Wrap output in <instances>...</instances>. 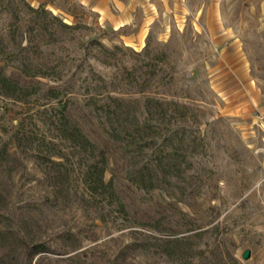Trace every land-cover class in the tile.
<instances>
[{
    "label": "rangeland",
    "instance_id": "rangeland-1",
    "mask_svg": "<svg viewBox=\"0 0 264 264\" xmlns=\"http://www.w3.org/2000/svg\"><path fill=\"white\" fill-rule=\"evenodd\" d=\"M0 71V264H264V0H15Z\"/></svg>",
    "mask_w": 264,
    "mask_h": 264
},
{
    "label": "trees",
    "instance_id": "trees-1",
    "mask_svg": "<svg viewBox=\"0 0 264 264\" xmlns=\"http://www.w3.org/2000/svg\"><path fill=\"white\" fill-rule=\"evenodd\" d=\"M21 1H23V0H21ZM14 2H15V0H0V7L2 5H4V3H7V5L13 6ZM26 6H27L28 10L35 11L32 7L28 6L27 4H26ZM52 18L56 22H58L60 27H62L64 29H68V30L75 29V27L67 25V24H64V23H62L60 20H58L55 17H52ZM18 87L19 86L15 82H13L11 79L3 76L1 74V71H0V93L1 94L6 95V96L7 95L16 96V94L18 93V91L20 89ZM108 99L110 101L114 100V99H112L110 97ZM88 101L93 102L94 99L90 98V99H88ZM117 103H119V102H117ZM117 109L120 112V107L117 108ZM60 122H61V120H60ZM60 133H61V136L63 135L62 137H64L65 139L71 140L70 135H72V134L68 133L67 130H64V128H63L62 131H60ZM75 143L77 144V147L79 148V150H81V152H83V153H88L89 152L91 155H94L95 154L94 151L98 150V148L94 144H92L88 140V138L78 128H76ZM97 158L99 159V163H102V164L105 165V161H106L105 159L106 158H105V154L103 152H100V154L97 156ZM104 168L105 167H102L98 171H96L95 178H94L93 182L97 185V188L99 187V189H101V194L104 197L103 199L110 200L111 198L116 197V194L114 192L112 180H109L106 183L103 180V174L105 172ZM86 177H88V175ZM117 207H118L119 211H121V212L124 211L122 204H118Z\"/></svg>",
    "mask_w": 264,
    "mask_h": 264
},
{
    "label": "water",
    "instance_id": "water-1",
    "mask_svg": "<svg viewBox=\"0 0 264 264\" xmlns=\"http://www.w3.org/2000/svg\"><path fill=\"white\" fill-rule=\"evenodd\" d=\"M241 257L243 260H247L250 257V251L246 250L245 252H243Z\"/></svg>",
    "mask_w": 264,
    "mask_h": 264
}]
</instances>
